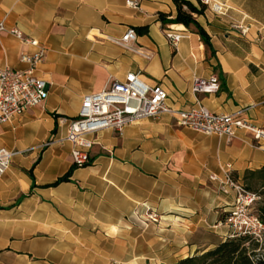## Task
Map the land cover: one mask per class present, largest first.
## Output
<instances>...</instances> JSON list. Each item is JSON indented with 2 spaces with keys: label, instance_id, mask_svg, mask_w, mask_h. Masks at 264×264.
I'll use <instances>...</instances> for the list:
<instances>
[{
  "label": "crops",
  "instance_id": "1",
  "mask_svg": "<svg viewBox=\"0 0 264 264\" xmlns=\"http://www.w3.org/2000/svg\"><path fill=\"white\" fill-rule=\"evenodd\" d=\"M127 1L0 0V64L27 67L20 54L34 47L10 33L17 27L46 46L36 75L48 83L42 104L0 123V148L11 151L0 177V264H175L229 233L235 193L220 192L210 175L222 178L229 163L243 183L246 170L264 166V139L249 130L207 135L168 113L88 135L90 162L73 165L68 119L83 95L130 71L161 84L175 109L201 103L264 128V0H215L227 6L223 15L205 6L196 19L211 48L192 26L161 22L176 15L172 0ZM144 26L131 46L149 58L113 41ZM168 28L183 35L176 46ZM212 73L215 93L191 91L194 76ZM145 206L158 222L140 218Z\"/></svg>",
  "mask_w": 264,
  "mask_h": 264
},
{
  "label": "built area",
  "instance_id": "2",
  "mask_svg": "<svg viewBox=\"0 0 264 264\" xmlns=\"http://www.w3.org/2000/svg\"><path fill=\"white\" fill-rule=\"evenodd\" d=\"M215 14L223 15L227 6L215 0H200ZM127 4L137 7L135 0ZM242 27V33L247 32ZM6 30L3 20L0 21V33ZM18 39L34 47L33 51L20 54V61L27 67L15 69L0 64V123L9 121L22 114L26 109L42 104L48 96V83L36 75V69L47 53L45 45L32 37L23 36L22 31L13 27L10 30ZM168 41L176 46L183 37L182 33L168 28L165 32ZM136 31L128 27L119 39L113 41L126 49L135 51L146 58L149 55L131 46L136 40ZM220 86L218 76L214 73L194 76L191 80V91L195 94L215 93ZM168 94L159 83H147L137 72H128L122 80L110 81L101 91L83 95L81 106L76 117L68 119L65 140L72 144L71 159L75 167H82L90 162V149L93 140L88 135L102 129L110 128L121 133L128 124L141 119L157 117L163 113L176 117L177 124L188 127L203 134H215L230 139L237 129L249 130L255 140L264 139V128L257 127L247 119L231 113H215L201 103L188 109H175L168 102ZM11 164V151L0 148V177ZM232 166L226 163L224 175L218 178L211 174L210 179L216 181L218 190L223 193L234 191L235 198L230 210L226 213L225 223L228 225L227 237L250 236L256 241H264V222L254 212V204L260 199L257 192L250 191L243 183L231 176ZM144 221L157 222L158 213L145 206L139 214Z\"/></svg>",
  "mask_w": 264,
  "mask_h": 264
},
{
  "label": "trees",
  "instance_id": "3",
  "mask_svg": "<svg viewBox=\"0 0 264 264\" xmlns=\"http://www.w3.org/2000/svg\"><path fill=\"white\" fill-rule=\"evenodd\" d=\"M176 6V15L166 19L160 14L162 23H178L186 27L192 26L203 43L211 48L210 37L206 30L200 25L196 16L204 13L205 5L197 0L195 5L189 0H172ZM136 33L145 34L148 27H133ZM69 174V173H68ZM68 174L60 177L59 181L66 180ZM243 185L250 191L257 192L260 199L264 196V166L259 169L246 170L243 177ZM254 212L264 222V201L258 200ZM175 264H264V241L259 242L250 236L226 237L201 253L186 256L179 259Z\"/></svg>",
  "mask_w": 264,
  "mask_h": 264
},
{
  "label": "rangeland",
  "instance_id": "4",
  "mask_svg": "<svg viewBox=\"0 0 264 264\" xmlns=\"http://www.w3.org/2000/svg\"><path fill=\"white\" fill-rule=\"evenodd\" d=\"M260 200V202H262V201H264V196H262V198L261 199H259ZM259 205V202L257 203V204H254V206H253V208L254 207H257ZM160 220V219H159ZM148 222V221H147ZM158 222V221H157Z\"/></svg>",
  "mask_w": 264,
  "mask_h": 264
}]
</instances>
